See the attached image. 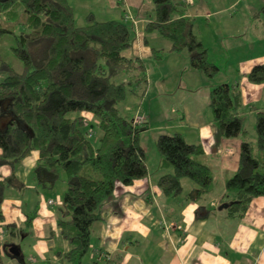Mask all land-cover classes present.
<instances>
[{"label":"trees","instance_id":"1","mask_svg":"<svg viewBox=\"0 0 264 264\" xmlns=\"http://www.w3.org/2000/svg\"><path fill=\"white\" fill-rule=\"evenodd\" d=\"M185 8L181 0H152V18L144 32L168 39L169 52L186 50L190 65L213 78L219 67L209 61L207 48L193 31L194 17L186 15ZM253 16L260 20L264 39V4ZM86 20L76 25L68 0H0V42L12 34L10 49L21 64L16 70L0 52V166L11 169L0 178V222L8 188L22 187L14 175L16 166L37 150L32 173L38 186L52 188L61 172L65 176L57 223L69 245L58 252L65 264H82L92 225L102 218V206L117 184L130 186L148 173L139 138L145 122L136 124L119 108L128 94L142 96L147 89L146 61L123 53L132 46L134 29L122 19L96 20L92 12ZM163 53L158 49L153 55L158 59ZM246 76L250 82H264V63L254 65ZM241 104L234 84L218 83L209 91L208 106L220 136L242 137L236 170L225 182L227 200L221 203L231 218L243 217L252 199L264 198V112L256 113L252 141L242 124ZM82 111L92 113L91 123ZM70 112L76 115L69 117ZM93 122L101 132L96 144L91 141ZM155 144L160 167L171 169L157 180L161 194H180L188 178L189 200L200 201L213 184L203 146L186 141L179 131L160 133ZM37 208L25 214L24 227L6 225L9 232H30L27 227ZM11 244L3 243L4 254L24 263L21 251L18 256L9 253Z\"/></svg>","mask_w":264,"mask_h":264},{"label":"crops","instance_id":"2","mask_svg":"<svg viewBox=\"0 0 264 264\" xmlns=\"http://www.w3.org/2000/svg\"><path fill=\"white\" fill-rule=\"evenodd\" d=\"M88 1L90 0H78L79 3ZM97 1L101 3L103 13L112 15L113 18L109 19L124 21L127 13L133 17L134 23L128 20L132 23L131 27L135 33L133 50L131 49L130 53L132 57L143 58V55H152L151 49L154 48L149 47L147 38L154 33L144 32L145 22L152 18L149 13L152 0H95ZM181 1L186 3L185 14L191 15L188 12V5L194 0ZM218 14L219 11H213L212 14L207 12L205 16L206 26L212 25L215 29L212 36L218 44L214 43L216 45L214 47H219L214 51L212 49L213 56L202 36L196 34L194 27L193 31L207 48L209 61L218 65L219 62L214 58L216 57L224 65L232 62V81L225 79L223 82L234 84L240 90L242 124L247 130L248 138L254 141L256 136L253 137L249 133L255 130L257 111L264 112V82H250L246 73L254 65L264 63L261 27L259 50L231 60L230 52L227 50L237 46L233 45L227 49L219 44L225 32L221 26L222 14ZM165 47L169 54L179 53L169 52L170 41ZM216 51L219 54L214 53ZM154 82L155 80L154 89L157 88L160 97L166 103L172 104L171 116L175 121V129L183 134L186 141L203 146V160L210 167L213 184L210 191L198 202L189 200L187 192L192 184L187 183L188 187L184 192V181L180 194L163 196L157 187V180L162 173L171 169L160 167L158 159L155 172L150 173L148 167V173L142 179L127 187L118 185L110 199L102 206V218L92 225V228L101 232V238L94 235L93 229L91 232V239L94 235L93 239L98 243L92 249L94 258L97 255L94 264H264V198L252 199L243 217L231 218L227 216L225 207L219 209V206L224 205L221 203L227 200L225 182L236 170L242 137L225 138L217 131L208 106L209 91L214 84L202 83L204 80L201 84L190 83L188 86L181 84L184 87L172 83L173 88L169 86L166 89L160 82L155 84ZM148 85L147 83V87ZM199 90H202V95H198ZM187 93L190 98L192 97L193 103L186 99ZM200 106L208 107L210 112L202 111ZM80 115L86 123H91L94 119L91 112L82 111ZM38 155L37 150H32L16 166L14 175L22 187H10L8 194L15 195L5 196L1 205L4 219L0 222V264H14V259L18 264H65L58 252H65L69 245L59 234L57 223L60 211L59 207L56 209L52 207L53 203L44 204L46 206L42 214H37L27 227L30 232L24 230L11 234L6 227L12 223L15 224V229L25 225L27 212H21L18 208L23 200H29L30 196L27 193L38 187L37 183H34L32 173ZM10 173L9 166H0V178ZM18 196L21 197L20 201ZM33 203L34 200H31L29 212L33 211L35 206ZM16 237L26 240L27 255H23L20 244L13 241ZM5 241H13L14 245L20 248L24 263L4 254L2 245Z\"/></svg>","mask_w":264,"mask_h":264},{"label":"rangeland","instance_id":"3","mask_svg":"<svg viewBox=\"0 0 264 264\" xmlns=\"http://www.w3.org/2000/svg\"><path fill=\"white\" fill-rule=\"evenodd\" d=\"M69 1L70 3L74 4L72 6L74 8L76 25L86 24V17L89 12H93L96 20L101 21L113 18L112 15H108L102 12L103 7L98 1L95 2V0H90L87 3H79L78 0ZM248 3H250L251 5H248ZM246 4L248 5V7L245 6ZM263 4L264 0H194L191 1L188 5V12L191 14L189 16L194 17L193 27L196 34L202 36L201 38L204 39L206 46H209L211 50V56H213L212 49L214 51L219 47H214L216 46L214 45V43L218 44L216 42V39L212 36V33L213 31L215 32V29L212 28V25H210V27L206 26L205 16L207 12H210L212 14L213 11H219V14H222L221 26L225 33L223 37L220 38L219 44L221 43V45H223L227 49H229L233 45L237 46V48L233 47L230 48V50H227L230 52L231 60H233L235 58H242L244 56H247L248 54H251V52L259 50V40L261 37L260 20L255 19L253 17V14L250 13L257 11L260 7H262ZM149 13L152 14L151 9L149 10ZM128 20H131L134 23V19L129 13H127V15L125 16L124 21L128 26H131L132 23ZM145 33H154L147 38L149 47L154 48L151 49L152 55H143L148 68L147 75L149 76V85L142 96H139L138 94H128L127 97L120 102L119 108L120 111L129 118L138 119V116H141L142 121L136 124H142L143 122H145V125H141V127L146 126L147 128L141 129L139 138L140 142L146 149L147 168L149 167L150 173H153L157 169V163L159 159L155 144L157 136L160 133H173L174 131H177L175 129V121L171 116L172 104L170 102L166 103L164 99L160 97L157 88L154 89L155 86H153V81L155 80L154 84L160 82L161 85L166 87V89H168L169 86L170 88H173L171 87L172 83L177 84V86L181 84H185V86H188L190 83L201 84L203 80L204 82L202 83H211L215 85L218 84V82H223V80L225 79L232 81L231 76L233 75V70L231 66L232 62H227V64L224 65V63L220 59L214 57L216 61L219 62L217 66L220 68V70L214 78H208L201 70L192 68L189 63L186 50H183L179 53L169 54L167 53L168 51L165 47L169 42L168 39L160 36L157 32L154 31ZM11 44H13L12 34H6L0 42V52L2 58L9 62L16 70H20L21 64L17 60V58L13 56L12 50L10 49ZM164 47L165 49H163ZM131 49L133 50V46L124 50L123 53L131 56ZM158 49L162 50L164 53L160 58L156 59L153 53L154 50ZM214 53L219 54L217 51ZM181 86L184 87L183 85ZM203 88L204 86L202 87V90ZM202 90H199L198 95L203 94ZM191 98L187 93L186 99L193 103V100ZM188 104L189 103L187 102V105ZM200 109H202V111L206 110L207 112H210L208 107L206 108L205 106H200ZM75 115L76 113L74 112L68 113L69 117H74ZM93 125L96 133L91 138V141L96 144L99 141L101 132L94 122ZM85 129L87 128L85 127ZM249 134H252L253 137L256 136L255 130L254 132H251ZM64 177L65 176L63 175V172H61V175L52 188H42L41 186H38L37 189H32L31 192L27 193L28 196H30L29 200H23V202L19 204L20 207L18 209L21 212L28 213L31 208V200H34L33 206H38L36 213L37 216V214H42L43 208L44 206H46L44 204L48 199L53 201L52 207L54 209L58 208L65 191V184H63ZM183 181L185 182V192L187 190L188 184H192V181L188 178L183 179ZM34 183L37 182L34 180ZM118 185L121 184L118 183L117 186ZM8 189L9 190H7L6 196H14L15 194L13 193L8 194V191H10L11 188ZM18 200L20 201L21 197L18 196ZM12 210L14 211L13 208ZM92 229L94 230V235H99V237L101 238V232L97 231L94 227ZM94 235H92L90 247L82 259V264H94V262L97 261V255L94 258V252L92 250L95 244L98 245V243L96 242L97 240L93 239ZM13 241L20 244V246L22 247L23 255L28 254L26 240L16 237L13 239ZM13 261L14 264H18L17 260L14 259Z\"/></svg>","mask_w":264,"mask_h":264},{"label":"water","instance_id":"4","mask_svg":"<svg viewBox=\"0 0 264 264\" xmlns=\"http://www.w3.org/2000/svg\"><path fill=\"white\" fill-rule=\"evenodd\" d=\"M141 129H145V127H142ZM223 207H226V205L224 204V205L219 206V209H221ZM8 251H9V253H11L12 255H15V256H18L20 254V249L17 248V246L14 244H11L8 247Z\"/></svg>","mask_w":264,"mask_h":264},{"label":"built area","instance_id":"5","mask_svg":"<svg viewBox=\"0 0 264 264\" xmlns=\"http://www.w3.org/2000/svg\"><path fill=\"white\" fill-rule=\"evenodd\" d=\"M140 121H142L141 116H138V119H137V118H133V122H135V123H138V122H140ZM51 202H52L51 200H48V201H47L48 204H51Z\"/></svg>","mask_w":264,"mask_h":264}]
</instances>
